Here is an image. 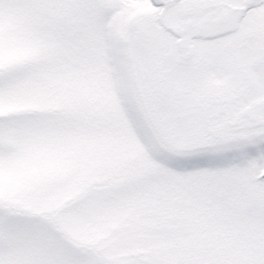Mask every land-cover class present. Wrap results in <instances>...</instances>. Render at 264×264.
<instances>
[{"label": "snow or ice", "instance_id": "snow-or-ice-1", "mask_svg": "<svg viewBox=\"0 0 264 264\" xmlns=\"http://www.w3.org/2000/svg\"><path fill=\"white\" fill-rule=\"evenodd\" d=\"M0 264H264V0H0Z\"/></svg>", "mask_w": 264, "mask_h": 264}]
</instances>
